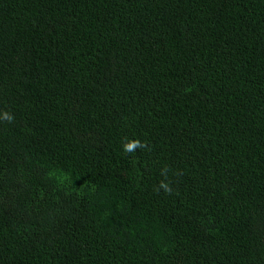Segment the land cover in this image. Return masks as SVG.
<instances>
[{"label": "trees", "instance_id": "1", "mask_svg": "<svg viewBox=\"0 0 264 264\" xmlns=\"http://www.w3.org/2000/svg\"><path fill=\"white\" fill-rule=\"evenodd\" d=\"M0 264H264V0H0Z\"/></svg>", "mask_w": 264, "mask_h": 264}]
</instances>
